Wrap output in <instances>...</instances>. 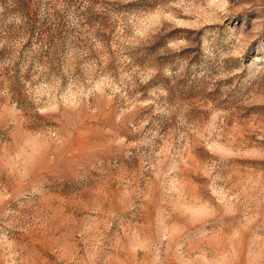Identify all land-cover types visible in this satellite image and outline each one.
I'll list each match as a JSON object with an SVG mask.
<instances>
[{"label": "rangeland", "instance_id": "1", "mask_svg": "<svg viewBox=\"0 0 264 264\" xmlns=\"http://www.w3.org/2000/svg\"><path fill=\"white\" fill-rule=\"evenodd\" d=\"M0 264H264V0H0Z\"/></svg>", "mask_w": 264, "mask_h": 264}]
</instances>
